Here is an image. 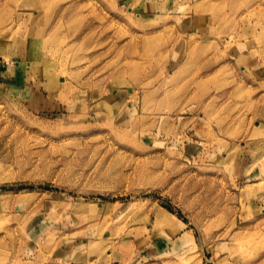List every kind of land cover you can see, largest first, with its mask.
Instances as JSON below:
<instances>
[{"label":"rangeland","instance_id":"374dc122","mask_svg":"<svg viewBox=\"0 0 264 264\" xmlns=\"http://www.w3.org/2000/svg\"><path fill=\"white\" fill-rule=\"evenodd\" d=\"M0 264H264V0H0Z\"/></svg>","mask_w":264,"mask_h":264},{"label":"bare ground","instance_id":"6f19581e","mask_svg":"<svg viewBox=\"0 0 264 264\" xmlns=\"http://www.w3.org/2000/svg\"><path fill=\"white\" fill-rule=\"evenodd\" d=\"M174 216L170 212H165L163 215L160 217V221L163 225L169 226V229L174 228L177 229L179 225L175 223V219L173 218Z\"/></svg>","mask_w":264,"mask_h":264}]
</instances>
